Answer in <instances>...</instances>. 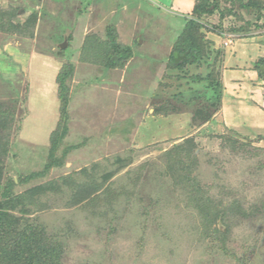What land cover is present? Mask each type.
Listing matches in <instances>:
<instances>
[{
    "label": "rangeland",
    "instance_id": "rangeland-1",
    "mask_svg": "<svg viewBox=\"0 0 264 264\" xmlns=\"http://www.w3.org/2000/svg\"><path fill=\"white\" fill-rule=\"evenodd\" d=\"M194 4L0 0V10L19 9L17 24L24 25L33 12L39 15L26 34L0 31V104L15 111L6 166L17 183L16 192L65 176L100 185V177L109 173L114 177L105 187L112 191L132 190L131 181L137 185L129 207L122 200L114 209L107 207L103 189L93 199L66 207L61 202L67 199L52 196L48 207L33 215L63 242L62 264H239L237 259L264 264V82L255 69L264 59V28L246 38L208 33L216 48L226 52L221 73L226 95L213 121L191 130V111L166 117L161 110L171 100L169 93L186 90L169 77L167 59ZM208 22L216 25L219 18L215 15ZM109 26L118 42L133 52L123 69H106L88 53L84 56L86 38L105 39ZM65 40L68 45L62 49ZM65 64L74 66V75L68 82L69 134L61 152L75 147L63 168L20 187L17 171L30 174L47 162L51 135L60 120L57 78ZM226 128L245 139L231 146L209 137L226 133ZM193 134L201 140L197 173L207 191L204 196L225 205L237 202L245 212L235 219L225 246L212 238L200 240L201 235L191 231L190 217L174 216V221L162 210L170 194L158 179L161 156ZM118 156L125 159L121 169L114 165ZM83 170L86 173L78 176ZM140 200L156 211L146 207L150 215L144 216L138 210ZM255 207L259 211L251 217ZM157 212L164 213V223H172L169 234L157 228Z\"/></svg>",
    "mask_w": 264,
    "mask_h": 264
},
{
    "label": "trees",
    "instance_id": "trees-1",
    "mask_svg": "<svg viewBox=\"0 0 264 264\" xmlns=\"http://www.w3.org/2000/svg\"><path fill=\"white\" fill-rule=\"evenodd\" d=\"M18 13V8L1 9L0 31L26 34L27 27L35 28L39 18L37 12H33L24 25L15 22ZM215 15L218 16L219 23L213 25L208 19ZM263 19L264 0H195L194 7L185 18L184 28L167 59L168 70L172 72L169 77L181 82L179 84L181 87L185 85L186 90L168 94L171 100L161 110L164 115L168 117L170 114H180L183 110L191 111L192 124L189 125L191 130L212 122L214 115L222 109L226 95L221 75L226 52L216 48L208 33L221 38L227 32L238 37H250L251 32L260 27L264 28ZM239 21L243 24L237 26ZM86 53L95 63L106 69H123L133 56L130 47L118 42L117 33L112 26L107 28L106 38L103 40L94 36L86 38L84 56ZM237 67L233 68H240ZM255 69L259 79L264 82V59H259L255 63ZM73 75L74 66L65 64L57 78L61 102L60 120L51 135L47 162L39 167L41 170L30 174L17 171L20 187L48 176L53 169L63 168L67 156L75 147L64 148L61 152L63 142L69 134L71 90L68 82ZM199 85L204 86L205 90H199ZM13 110L12 107L0 104V264H62L63 242L58 235L49 233L45 225L39 222L37 217L33 218V215L44 211L52 196L58 197L59 201L67 199L61 202V205L66 207L68 203L74 205L86 199H93L96 197L95 193L103 189L102 199L108 200L107 207L114 209L117 204L120 205L121 200L125 207H129L132 205L129 195L132 196L137 191V187L135 188L137 185L131 181L132 190L120 188L118 192L112 191L111 186H105L114 177L113 173L103 174L99 185L94 182L92 184L83 182L81 175L86 173L83 170L82 174H77L81 179L74 176L59 177L17 193L15 190L17 183L6 166L12 152L10 123L14 120ZM193 135L184 137L161 156L162 170L158 167L160 178H157L161 179L166 192L170 194V198L166 199L164 205L162 204V210H165L167 217L173 220L174 216L190 217L193 224L191 231L200 234V240L212 238L225 246L235 219L245 212L237 202L225 205L222 200L204 196L207 191L201 186L197 173L200 170L198 165L199 153L202 152L201 140ZM209 137L234 146L246 136L228 128L224 134ZM124 163L125 159L118 156L114 163L118 167L115 168L121 169ZM94 177L96 176L92 178ZM139 204L156 211L142 200ZM142 207L138 210L144 211V216H149L150 210ZM255 211H259L258 207L254 208L251 217L257 215ZM260 211L264 212V204ZM155 215L157 228L169 234L173 230L170 229L172 223H164V213L160 215L157 212ZM233 258L236 260L238 257L233 255ZM237 261L239 264H246L244 260Z\"/></svg>",
    "mask_w": 264,
    "mask_h": 264
},
{
    "label": "water",
    "instance_id": "water-1",
    "mask_svg": "<svg viewBox=\"0 0 264 264\" xmlns=\"http://www.w3.org/2000/svg\"><path fill=\"white\" fill-rule=\"evenodd\" d=\"M67 45H68V42H67V40H65V42H64V44L61 46V48L64 49L65 47H67Z\"/></svg>",
    "mask_w": 264,
    "mask_h": 264
}]
</instances>
